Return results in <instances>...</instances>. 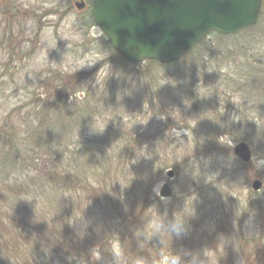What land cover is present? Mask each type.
I'll list each match as a JSON object with an SVG mask.
<instances>
[{"label": "rangeland", "instance_id": "obj_1", "mask_svg": "<svg viewBox=\"0 0 264 264\" xmlns=\"http://www.w3.org/2000/svg\"><path fill=\"white\" fill-rule=\"evenodd\" d=\"M262 1L255 28L207 36L210 59L206 55L210 49L199 43L175 66L148 68L140 63L123 68L92 22L90 0H0V123L14 108H19V124L21 118L29 119L25 115L30 107L40 105L34 97L54 72L81 73L88 90L77 95L83 103L79 122L91 115L93 119L92 125L83 127L82 136L88 146L101 149L94 151L99 159L89 157L85 168L92 188L82 198H88L90 208L87 204L77 211L66 228L78 240L85 239L84 245L70 242L67 249L63 243L45 245L34 239L25 264H83L79 260L83 256L86 264H166L172 257L182 264H264ZM77 3L83 4L82 10ZM122 138L129 139L130 150L118 162ZM240 142L251 150L249 162L233 153ZM72 149L63 166L75 175L80 167L72 155L78 149ZM8 150L0 141V161H5ZM16 151H11L13 159ZM18 165L11 179L22 177ZM34 165L24 167L23 176L36 174ZM120 165L129 169L122 174L129 178L128 189L123 183L119 186L122 193L133 199L132 184L137 195L148 192L147 212L142 215L121 218L92 204L94 193L101 205L106 204L101 191L105 187L99 198L101 185L95 175ZM132 168L141 181L132 178ZM256 180L262 183L258 191L251 186ZM163 184L169 185L171 197L159 196ZM5 195L13 198L0 191L2 211L10 208ZM11 211H20L15 214L19 218L23 213L18 207ZM134 218L141 231L131 237L129 222ZM28 236L38 235L27 230Z\"/></svg>", "mask_w": 264, "mask_h": 264}, {"label": "trees", "instance_id": "obj_2", "mask_svg": "<svg viewBox=\"0 0 264 264\" xmlns=\"http://www.w3.org/2000/svg\"><path fill=\"white\" fill-rule=\"evenodd\" d=\"M257 25H259V22ZM256 26L240 32H245ZM206 38L200 44H206V49H210ZM200 44L195 46L193 50ZM111 53L112 56L118 58V65L123 66V68L142 65L129 64L113 51ZM206 55H208V59L213 57L211 49ZM186 57L187 55L178 64L187 59ZM176 64L170 65L175 66ZM145 66L155 68L156 66L166 65L148 61L145 62ZM80 77L81 73L54 72L43 81V88H40L42 92L39 93V97H34L40 101V105L36 106L37 109L34 106L30 107L25 115L29 119L23 120L24 118H21L23 123L19 124V108H14L0 123V141L3 142L4 146L9 147L5 161H0V179L3 181H0V191L4 190L5 194L10 193L13 196V198L8 197V199L6 195L4 196L5 200L10 201L6 202V205L10 207L8 210L2 211L0 208V264H25L24 259L33 249L34 239L45 245L47 243H63L67 249L70 248L67 244L70 242L76 243V247L84 245L85 239L78 240L79 237H76L73 232L66 231V228L71 225L68 219L76 218L77 211L82 212L87 204V210L90 208L88 198H82V195L84 193L87 195L88 190L92 188V185L88 183L89 177L85 168L89 157L94 156L93 158L99 159L98 153L95 152L101 149H97V144L88 146L89 144L84 143L86 139L82 136V133H84L82 129L86 124L92 125L93 119L91 115L85 122H79L82 111L79 104L82 105L83 103L77 100V95L88 90L83 83V78ZM86 80L84 79V82ZM187 96H189L187 97L189 101L193 99L190 92ZM27 106L29 107L31 104ZM11 117H15L16 123ZM125 139L120 140L122 146L119 151L122 155L117 158L118 162H122L125 159L124 156L127 153L129 154V139H126V141ZM134 141L135 139L131 140V143H134ZM20 146L22 150L19 149ZM69 147L73 148L72 151L78 149L77 153L72 155L75 163L80 167L79 172H76L75 175L67 166H63ZM14 150L16 151V154H14L15 159L12 158L13 154L11 152ZM67 156H69V153ZM93 158L90 159V162H94ZM16 163H19L18 166L22 168V177L11 179L12 174L17 173ZM35 163L37 165H34L33 170L36 174L32 175L29 172L31 177L23 176L24 173H27L24 167ZM122 167L123 165L115 167V169L113 167L105 168L103 174L98 173V175H95L98 179L97 185H101V187L99 186V194L103 185L105 187L106 191L101 189L104 193L103 197L100 194L99 198H104L106 204L101 205L95 193L92 204L95 209L104 206L103 209H108L113 216L119 215L121 218L124 214L135 215V213H138L142 215L147 212L148 192H141L137 195L136 185L132 184L130 189L135 194L133 199H131V196H127V193H122V188L119 187L120 184L123 183V188L126 190L129 181V178L127 179L122 175L123 173L128 174L129 169L126 168L124 171ZM131 171L134 172L132 178L136 177L138 181H141L135 174V168H132ZM26 176H29V174ZM142 177L143 175H140V178ZM36 180L40 182H34ZM100 180L102 183L99 182ZM143 183H145V180L142 181ZM112 188L114 189L111 194ZM0 206L2 205L0 204ZM17 207L19 210H23L20 218L15 216L20 211H11L14 208L17 209ZM138 220L135 221L134 218L129 222L132 224L131 237L141 231L140 221ZM27 230L35 232L38 236L36 238L25 237V231ZM57 231L59 232L54 234ZM48 234L52 236H48ZM65 234L71 237L67 238ZM114 241L120 243L121 246L125 244L121 240L114 239ZM12 259L17 262L12 263ZM79 260L83 264H86L84 261H88L86 256L79 258Z\"/></svg>", "mask_w": 264, "mask_h": 264}, {"label": "water", "instance_id": "obj_3", "mask_svg": "<svg viewBox=\"0 0 264 264\" xmlns=\"http://www.w3.org/2000/svg\"><path fill=\"white\" fill-rule=\"evenodd\" d=\"M76 7L82 10L83 4ZM261 11L262 0H91L94 24L113 51L131 64L175 63L211 32L233 35L255 26ZM233 153L243 162L252 157L244 142L236 144ZM251 186L258 191L262 183L256 180ZM171 194L163 184L159 196ZM172 260L182 264L177 257L166 264Z\"/></svg>", "mask_w": 264, "mask_h": 264}, {"label": "clouds", "instance_id": "obj_4", "mask_svg": "<svg viewBox=\"0 0 264 264\" xmlns=\"http://www.w3.org/2000/svg\"><path fill=\"white\" fill-rule=\"evenodd\" d=\"M171 264H176V261H175V260H172V261H171Z\"/></svg>", "mask_w": 264, "mask_h": 264}]
</instances>
